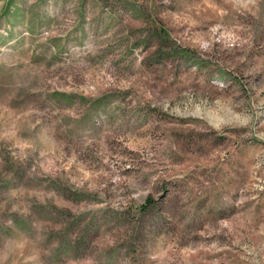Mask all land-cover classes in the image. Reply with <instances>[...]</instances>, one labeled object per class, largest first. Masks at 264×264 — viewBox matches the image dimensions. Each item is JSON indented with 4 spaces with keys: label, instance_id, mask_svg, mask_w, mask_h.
Returning <instances> with one entry per match:
<instances>
[{
    "label": "rangeland",
    "instance_id": "obj_1",
    "mask_svg": "<svg viewBox=\"0 0 264 264\" xmlns=\"http://www.w3.org/2000/svg\"><path fill=\"white\" fill-rule=\"evenodd\" d=\"M0 264H264V0H0Z\"/></svg>",
    "mask_w": 264,
    "mask_h": 264
},
{
    "label": "trees",
    "instance_id": "obj_2",
    "mask_svg": "<svg viewBox=\"0 0 264 264\" xmlns=\"http://www.w3.org/2000/svg\"><path fill=\"white\" fill-rule=\"evenodd\" d=\"M149 205H150V203H149ZM149 205H148V203L144 204V206H145L144 208H146V206L148 207Z\"/></svg>",
    "mask_w": 264,
    "mask_h": 264
}]
</instances>
